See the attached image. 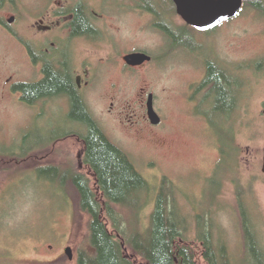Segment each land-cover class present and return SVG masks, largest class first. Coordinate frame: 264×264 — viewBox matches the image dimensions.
Returning <instances> with one entry per match:
<instances>
[{"label":"rangeland","instance_id":"1","mask_svg":"<svg viewBox=\"0 0 264 264\" xmlns=\"http://www.w3.org/2000/svg\"><path fill=\"white\" fill-rule=\"evenodd\" d=\"M26 2L37 6L33 0ZM165 9L166 20L160 13L114 8L105 24L112 42L76 47L78 63L90 61L95 73V87L85 93L88 108L153 188L152 204L141 215L140 226L150 227L167 183L191 230L195 231L191 216L215 218L217 244L224 236L234 263L245 264L241 198L252 204L264 227V69L252 66L264 60V14L251 5L240 18L214 32L193 34L196 48H178L165 28L172 23L179 31L187 24L174 9ZM13 15L0 1V20ZM18 50L0 29V78L11 75V61L20 64ZM134 53H148L154 61L131 70L126 58ZM210 62L224 64L247 80L239 111L218 121V129L203 112H212L202 89ZM151 95L163 118L161 126L153 125L149 117ZM20 98L0 90V264H80L84 252H95L92 217L79 210L76 191L63 172L78 162L83 145L75 139L52 142L70 130L69 107L64 104L62 115L45 125L46 144L53 145L24 157V150L40 140L39 128ZM29 131L32 136L26 139ZM43 167L47 172L39 171ZM70 248L73 261L67 254Z\"/></svg>","mask_w":264,"mask_h":264},{"label":"trees","instance_id":"2","mask_svg":"<svg viewBox=\"0 0 264 264\" xmlns=\"http://www.w3.org/2000/svg\"><path fill=\"white\" fill-rule=\"evenodd\" d=\"M251 5L264 14V0H247L245 9ZM175 13L179 15L177 11ZM163 17L166 20V16ZM165 29L178 48H196L195 36L202 33L188 25L179 31L172 29L174 34L169 31L168 25ZM252 66L262 71L264 60ZM244 78L238 76L234 69L225 68L224 64L209 63V75L202 89L208 93L205 102L212 112H203L209 115L215 128L220 127L218 121L239 111L243 89L247 86ZM72 92L74 90H63L65 94ZM70 118L87 124L88 131L75 126L83 131L69 132L53 138L52 142L54 144L77 134L85 141L83 147L88 152L87 163L94 169L91 175L93 179L88 174L63 172L68 175L67 181L76 191L79 210L92 217V248L95 252H84L80 264H235L224 236L221 245L217 244L215 218L191 216L195 229L192 231L190 223L182 215L179 198L166 188L167 183L156 203L150 227L146 229L140 226L141 215L152 204L153 188L150 183L130 156L110 140L82 100L76 98L75 111ZM43 172H47V169ZM247 203L244 198L240 199L245 264H264V227L257 221L254 209L250 207L252 204L249 206ZM123 213L128 214V220ZM127 222L131 224L127 225ZM194 236L196 239H193Z\"/></svg>","mask_w":264,"mask_h":264},{"label":"flooded vegetation","instance_id":"3","mask_svg":"<svg viewBox=\"0 0 264 264\" xmlns=\"http://www.w3.org/2000/svg\"><path fill=\"white\" fill-rule=\"evenodd\" d=\"M0 1L3 5L10 6L14 12L11 19L0 20V29L17 43L18 54L20 52L22 55L19 65L10 62L11 75L0 78V90L20 95L19 103L32 114L33 122L39 128V135L36 136L40 140L38 145L30 150L24 148V157H30L38 150H46L48 144L45 125L58 114L62 115L60 112L64 104L69 107L70 117L75 111L76 98L88 107L85 93L94 89L95 73L90 61L84 65L78 63L75 49L77 46L95 47L112 42L105 27L109 11L112 13L114 8H119L130 13L162 15L168 14L166 6L169 11L174 9L178 12L175 0H162L163 3H159L161 0H70L65 4L58 0H33L36 7L28 2L26 4V0ZM100 1L102 6L99 9ZM161 4L163 5L159 8ZM168 28L174 34L173 25L168 24ZM149 64L151 63L145 66ZM63 90L74 92L65 94ZM86 125L72 119L70 130L63 131L62 135L78 132L79 126L87 130ZM30 131L26 139L32 136ZM71 139L85 144L77 134L63 138L59 143L64 144ZM87 157L88 152L83 147L77 158L78 162L67 165L70 173L93 175L94 169L87 163ZM46 169L43 167L39 171Z\"/></svg>","mask_w":264,"mask_h":264},{"label":"water","instance_id":"4","mask_svg":"<svg viewBox=\"0 0 264 264\" xmlns=\"http://www.w3.org/2000/svg\"><path fill=\"white\" fill-rule=\"evenodd\" d=\"M179 16L189 26L199 31H214L224 24L238 19L247 0H175ZM128 66L139 68L152 63L154 58L148 53H134L126 58ZM149 116L153 125L161 126L163 118L156 108V97L149 100ZM71 260H75V252L70 248L67 252Z\"/></svg>","mask_w":264,"mask_h":264}]
</instances>
